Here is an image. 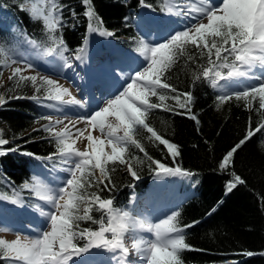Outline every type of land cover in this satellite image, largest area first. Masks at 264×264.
Here are the masks:
<instances>
[{
  "label": "snow or ice",
  "instance_id": "6c2138e0",
  "mask_svg": "<svg viewBox=\"0 0 264 264\" xmlns=\"http://www.w3.org/2000/svg\"><path fill=\"white\" fill-rule=\"evenodd\" d=\"M83 3L87 6L85 15L89 19L90 30L98 31L101 35H114L100 27H92L93 20L98 18L91 0H83ZM29 4L30 7L25 10L29 11L34 20L42 22L46 38L42 41L26 38L25 42L36 50L38 58L58 57L65 67L71 68L70 58L65 55L69 49L62 35L65 24L64 5L59 0H25L21 7ZM167 11L183 15L194 23L175 31L155 45L141 40L137 51L146 60V66L134 74L131 82L119 94L88 116L76 121L68 120L67 124L63 120L53 122L51 117H46L49 125H45L44 130L56 141V151L46 159L58 158V162L65 165L61 170L67 172L68 177L57 188L49 187L35 176L32 184L24 185L31 188L39 199L52 205L53 211L45 214L50 227L31 238L19 235L13 240L0 238V259L6 260L7 264H69L73 257H79L92 248L119 250L118 264H136L127 259L130 248L140 257L142 264H183L181 253L190 249V245L185 242L183 228L178 224V211L159 223L150 224L135 220L126 210L114 208L112 199L102 198L98 191L92 189L99 188L101 184L107 188L108 183L105 182H111L109 173L117 164L125 165L130 175L139 179L135 163L140 162V158L131 155V147L144 153L150 166L154 165L157 175H192L180 167H168L159 160H153L137 136L140 130H145L150 134L148 139L163 145L173 159L179 155L178 146L150 126L148 114L152 109L173 111L175 107L191 113L192 93H177V89L167 82L166 73L181 57L194 63L197 56L202 60L206 57L205 63L197 65L200 71L195 79L208 78L213 86L219 80L247 77L253 69H264V0H220L215 6L209 0H174ZM190 49H195L196 55ZM84 51V48L78 49L74 54L75 59L81 60ZM12 65L17 66L13 68ZM0 67L12 69L9 80H15L17 87L21 83L30 82L37 93L44 89V96L48 100L83 106V102L58 81L40 76L39 73L26 75L29 70H34L33 62L14 59L12 49L4 43H0ZM2 74L0 72V76ZM252 78L258 83L241 91L221 95L218 100L221 103L233 98L243 100L245 107L250 109L254 107V102H258L255 110L261 112L264 110V72ZM169 92L175 95L169 96ZM152 97H156L158 102L153 103ZM169 99L176 104L169 107ZM4 103L5 98L0 95V105ZM191 118L195 120L196 116L191 115ZM79 123L85 127L78 128ZM58 124H64L59 131L55 128ZM262 129L264 121L253 129L250 118L245 138L227 152L220 167H228L237 149ZM96 131L99 134L93 135ZM78 141H86L83 150L77 147ZM8 143L7 139L0 137V146ZM3 154L0 152V155ZM237 183L243 184L244 181L235 176L229 190ZM2 198L12 199L13 203L19 202L18 194L15 199L8 196ZM94 209L105 213L106 223L103 217L99 221L93 219ZM81 221L98 223L99 227L96 230L81 228ZM138 229L154 233L155 238L148 241L135 235ZM2 231L7 229L0 228ZM129 232L133 233L130 247L124 242L125 234ZM108 234H111V238ZM79 240L86 241L83 247L79 246ZM245 254L252 255L251 252Z\"/></svg>",
  "mask_w": 264,
  "mask_h": 264
},
{
  "label": "trees",
  "instance_id": "16d2710c",
  "mask_svg": "<svg viewBox=\"0 0 264 264\" xmlns=\"http://www.w3.org/2000/svg\"><path fill=\"white\" fill-rule=\"evenodd\" d=\"M24 2L0 0V9L6 14V19L0 15V21L10 20L14 25L13 29L0 26V43L7 48H12L16 35L38 41L46 38L42 22L34 20L21 7ZM59 3L64 5L63 40L69 48L77 49L89 26L85 15L87 6L83 0H59ZM91 4L98 18L92 24L113 33L118 42L134 48L140 35L130 19H126L131 9L138 10L143 4L163 9V0H143V3L141 0H91ZM190 51L196 55L195 49ZM205 61L206 57L202 60L197 56L195 63L181 57L166 73L167 82L177 89V93L194 92L191 113L175 107L173 111L152 109L148 114L150 126L176 144L179 155L173 159L163 145L148 139L150 134L145 130H140L137 139L153 160L192 173L177 177L180 188L192 187L198 191L178 210V224L185 233V242L190 245V249L181 253L183 264H264V129L237 149L228 167H220L227 152L245 138L249 119L253 129L264 121V110H255L258 102L250 109L245 107L243 100L233 98L221 103L212 92L210 94L205 79H195L200 71L197 65ZM2 71L3 67H0ZM0 95L5 98V103L0 105V137L9 141L0 146V152L4 153L0 155V190L12 196L21 190V183L30 176V166L37 157L49 156L56 151V141L44 130L45 125H49L43 113V106L48 101L44 89L37 93L30 82L17 87L15 80L8 79L0 85ZM168 95L175 94L169 92ZM34 96L38 98L34 99ZM152 102H158L157 98L152 97ZM167 104L172 107L176 102L169 99ZM190 114L196 119L193 120ZM130 153L140 158V162L135 163L139 179L132 177L125 165L117 164L109 173L111 182H105L108 187L101 184L92 189L102 198L112 199L115 205L128 201L134 192L144 190L160 176L144 153L135 147L130 148ZM235 176L241 177L244 183H237L229 190ZM92 214L96 221L104 218L101 211L94 209ZM97 226L98 223L91 221L80 222L81 228L96 230ZM84 242L79 240V246ZM247 252L252 255L249 257ZM243 257L244 260H239ZM0 264H7V261L0 259Z\"/></svg>",
  "mask_w": 264,
  "mask_h": 264
},
{
  "label": "rangeland",
  "instance_id": "374dc122",
  "mask_svg": "<svg viewBox=\"0 0 264 264\" xmlns=\"http://www.w3.org/2000/svg\"><path fill=\"white\" fill-rule=\"evenodd\" d=\"M170 1L174 2V0H170ZM25 6L27 8H29L30 4L25 5ZM193 23H194V21H193ZM169 29H170V27H168L167 30H169ZM94 33L96 35V31H94ZM97 33L98 34L96 35L97 36L96 40L98 39V41H96V44L97 45L100 44L99 46H101V43L104 42L106 39L100 34V32H97ZM147 43H148V41H147ZM22 50L25 51L23 59H28V60L32 61L34 66H35L34 70H29V72L25 73L26 75H35V74L39 73L40 76H47L49 74H54L57 78L54 80L58 81L60 85H63L64 87L69 88L72 95H74L76 97V99L82 101L83 97L81 95V91H79L80 87H77V85L75 83L76 81H78V79L80 77V72L76 69L78 60L75 59L73 54L68 53V52L65 53L66 56H69L70 62L72 63V67L68 68V67L64 66V62L58 57L49 56V57H45L43 59L38 58L36 55V51H34L33 48L29 44H28L27 48H26V46H23ZM142 57L143 56L140 55V58L143 60V63H144V61H146V60L144 59V57L143 58ZM22 61H24V60H22ZM125 63H126V61H124V59L121 58L120 66L122 67V65H124ZM16 66L17 65H12L13 68ZM20 66H22V64ZM144 66H146V63L144 65H142L137 71L141 70ZM43 68H45V70ZM97 70L99 73L102 74L103 79L107 80V83H111V82L113 83L112 80H114V79H112V77L119 74L117 76L124 77V79L126 80L125 85H127V81H128V83L131 82V78L137 72L136 69H130L129 71H132V73L130 75H127L126 73L124 75L122 73L114 74V72H110L108 69H104L103 65L98 66ZM11 71H12L11 68H5L4 72L2 71L3 76L0 80V85L6 83L8 81L9 76L11 75ZM119 72H121V71H119ZM74 75H77V76H74ZM109 99H111V98H109ZM109 99L103 101V103L100 104V106L98 108L102 107ZM55 102H56L57 106L51 108V110L49 111V113H50L49 116L54 121L63 120L64 124H67L68 120L76 121L77 119H82V118L89 115V114L84 112L85 111V105L84 104H83V106H80V105H72V104H63V103L58 102V101H55ZM65 107L71 111V114L66 112ZM97 109H94V111ZM65 117H67V119H65ZM64 124L55 125V128L57 129V131L62 129L64 127ZM77 127L78 128H84L85 125L83 123H79V124H77ZM73 131H75V130L73 129ZM98 134H99L98 131L93 132V135H98ZM85 144H86V141H78L77 147H80L83 150ZM144 204H148V203L145 201ZM137 211L140 212L143 210L137 209ZM129 213L133 216L135 214H137V213H131V212H129ZM129 234H131V232H129ZM129 234H125V236L127 237L125 239V244L128 246H130L132 243V240L130 238L131 236ZM0 238H4V239H8V240L13 239L11 237V235H9L5 232H0ZM150 238H151L150 240H153L155 238V236L152 235Z\"/></svg>",
  "mask_w": 264,
  "mask_h": 264
},
{
  "label": "bare ground",
  "instance_id": "6f19581e",
  "mask_svg": "<svg viewBox=\"0 0 264 264\" xmlns=\"http://www.w3.org/2000/svg\"><path fill=\"white\" fill-rule=\"evenodd\" d=\"M93 31L90 30L89 31V35L87 36V43H86V48H85V51H84V56H85V60H86V69L89 71L91 70V64H90V61L92 59V54L94 52V47H93V43H94V35H93ZM91 54V56L88 58V56ZM80 65H81V62H80ZM94 81V79H93ZM84 84H86L88 87H92L93 84L91 82V80L85 78L84 80ZM95 93V92H94ZM188 115V114H187ZM40 181L46 183V181L43 179H41V177L38 178ZM57 188V187H56ZM149 210H152V208H150ZM93 215V214H92ZM135 220H139V221H146L148 223V219H144V218H134ZM137 231H144L146 233H152L150 231H147L146 229H138ZM246 257V256H245ZM245 257L239 259V260H244ZM250 257V256H249Z\"/></svg>",
  "mask_w": 264,
  "mask_h": 264
}]
</instances>
